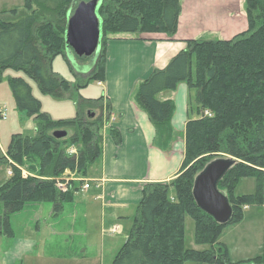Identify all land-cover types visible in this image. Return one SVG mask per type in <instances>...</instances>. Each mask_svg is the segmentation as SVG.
Here are the masks:
<instances>
[{
    "label": "trees",
    "instance_id": "obj_1",
    "mask_svg": "<svg viewBox=\"0 0 264 264\" xmlns=\"http://www.w3.org/2000/svg\"><path fill=\"white\" fill-rule=\"evenodd\" d=\"M73 0H26L23 8L0 11V83L7 69L24 71L44 94L57 98L71 97L93 80L106 77L107 50L110 39L121 33H176L181 14L180 0H103L98 10L101 19V50L94 66L84 70V81L76 84L52 70L59 55L66 56L67 21ZM248 29L231 39L186 41V47L163 69H155L138 87L136 99L149 113L157 127L159 146L168 148L173 139L171 119L173 100L161 101L158 94L174 90L187 82L195 90L199 117L186 124V149L178 176L170 183H148L137 207L131 232L114 257L112 264H185L198 261L230 264L225 245L219 243L225 226L239 222L244 207L262 204L264 177V0H246ZM112 33V34H110ZM96 57V56H95ZM194 61V64H193ZM16 105L27 111L37 123L29 136L14 133L7 147L8 181L0 187V235L13 238L11 216L29 204H53V214L74 200L80 182L69 181V189L58 188L67 171L86 176L88 168L102 156V129L112 114L103 96L92 100L79 95L77 116L54 120L42 111V104L24 76L8 79ZM101 113L95 114L94 103ZM209 110L211 116L203 115ZM107 114H106V112ZM94 113L92 116L91 113ZM66 130L67 136L56 138L53 132ZM69 129L72 135L68 137ZM108 131L117 145L122 135L117 127ZM77 151L70 153L69 149ZM227 155L235 160L233 167L219 181L232 206L233 216L219 224L198 207L193 189L196 176L216 158ZM26 168L31 175L25 176ZM81 176V175H80ZM254 176L260 182L255 194L235 195L238 181ZM82 177L81 179H83ZM171 188L176 200L170 198ZM195 221L199 244L219 243V254L185 247V216ZM264 254L252 261H261ZM251 261V260H250ZM245 262V261H244ZM241 262L240 264L244 263Z\"/></svg>",
    "mask_w": 264,
    "mask_h": 264
},
{
    "label": "crops",
    "instance_id": "obj_2",
    "mask_svg": "<svg viewBox=\"0 0 264 264\" xmlns=\"http://www.w3.org/2000/svg\"><path fill=\"white\" fill-rule=\"evenodd\" d=\"M180 2L181 14L176 33L172 37L162 32L142 33L138 37L119 34L109 43L106 77L98 83L104 91L102 103H110L114 118L107 125L119 128L122 143L116 144L105 125L101 158L89 166L86 176L72 172L80 178L84 177L80 180L89 182L90 188L82 189L80 184L74 200L66 203L57 216L53 214L52 203H46L43 207L40 206L42 204L32 206V221L23 237L15 233L5 254L7 264H25L26 261L29 264H111L131 232L137 207L143 199V186L148 183H170L180 173L186 149V124L191 118L199 117V113L196 117L191 116V101L195 90L187 82H181L176 89L158 94L159 100L171 99L175 104L171 119L173 143L163 148L157 142L155 123L136 99L138 87L155 69L166 67L186 47L187 40L206 36L230 39L248 29L246 0ZM8 70H5L4 79L0 83V108L11 104L6 98H11L13 92L9 85L3 86L5 81L8 82L12 76H20H6ZM2 121L0 157H7L6 151L12 135L22 132L18 121L19 126ZM33 132L35 134L36 128ZM34 134L28 133L29 136ZM10 173L9 167L0 166V187L8 181ZM169 195L172 200H176L174 188H171ZM42 220L51 229V235L60 236L65 241V244L50 250L59 251L60 256H53L43 249L44 256L41 258L39 250L43 244L30 238L33 233L32 223L40 230ZM115 227L118 229L114 230ZM122 234L125 237L122 238ZM80 236L82 242L76 241ZM67 238L72 242L66 243Z\"/></svg>",
    "mask_w": 264,
    "mask_h": 264
},
{
    "label": "rangeland",
    "instance_id": "obj_3",
    "mask_svg": "<svg viewBox=\"0 0 264 264\" xmlns=\"http://www.w3.org/2000/svg\"><path fill=\"white\" fill-rule=\"evenodd\" d=\"M85 1H90V0H85ZM25 4H26V0H0V11L9 10L12 8H23ZM67 28H68V21H67ZM121 34L122 35L120 36H124V37L127 36L129 37V35H131L127 33L126 34L121 33ZM117 35L115 36L119 37V34ZM138 35L139 34H132V36L130 37H138ZM202 39L217 40L220 38H215V36H206L205 38ZM111 41L112 39L108 41L106 45V50L108 49V45ZM96 59L97 56L75 57L74 54H72L71 52H66L65 57L63 55H59L57 58H55V60L52 62V70L58 73L59 75H61L62 77L66 79H70L73 83L76 84L78 81L85 80V75L78 72H81V70H90L94 66ZM8 74L24 76L30 82L33 89V94L38 99H40L42 104V111L49 114L54 120L71 119L76 117L78 110L77 102L79 100V95H81L82 97H91L92 100H96L104 95L103 88L100 86L98 81L93 80L89 83L87 87L74 91L72 98L71 97L57 98L49 94H44L39 88L38 84L34 80H32L28 75H26L24 71H19V70L16 71L10 69L6 72V76ZM5 82L6 84L3 86H8L9 85L8 82L7 81ZM10 96L11 98H6V101H10L11 104L9 105V107H7L8 105L4 106V108L7 107L6 108L7 110L10 109L8 110L10 120L2 121V122H6V123L13 122V124L18 125V123L16 122L18 121L21 125L20 131L23 134L26 135H28V133L29 135L34 134L33 129L36 128L37 126L36 120L32 116H30L27 113V111L25 110L19 111L13 93ZM92 105L94 106L93 111L95 112V114L99 115L100 114L99 104L94 103ZM191 106H192L191 116L194 115L195 117L196 115L198 116V111H197L198 105L196 104L195 101V94L193 97V101H191ZM21 112H23L22 116H21ZM106 126H108V128L110 127L109 125ZM72 133H73L72 129H69L68 137L71 136ZM103 133H104V128L102 129V135ZM172 143H173V139L169 145L171 146ZM72 148H76V147H72ZM69 150L71 151L73 149H69ZM74 151L76 152L77 148ZM222 157L228 158L227 155H223ZM1 165H5L7 168L9 167V164L5 162L0 163V166ZM24 173L27 175H31V173L26 168L23 169V174ZM259 186H260V182L257 178H255L254 176H245L238 181L234 192L235 195L238 196L251 195L256 193ZM219 187L220 189L222 188L224 191H226L225 187L227 188V185L220 184ZM262 187H263L262 204L261 205L249 204L245 206L243 219L239 222L228 224L223 228L220 234L218 242L224 243L225 245L224 247L226 248L228 252V256L230 258V262H231L230 264H240L241 262L244 261L245 262L242 264H255L254 261H252V259L264 254V177H263ZM43 205L44 204L40 206L43 207ZM32 206H38V205L29 204L25 207V209L22 212L11 216V224L17 236L23 237V233L27 232V226L30 224L33 217L34 209L32 208L34 207ZM3 212H4V205L0 204V214H2ZM40 225H41V229H40L41 232L40 230L36 229V224L32 223L33 233L30 235V238L36 242L43 244V247L41 245L40 246L41 250H39L41 252V258L44 256L43 249H45V251H48L50 254L52 253L53 256H60L59 251L51 252L50 250L55 246L65 244V241L61 240L60 236H57L55 234L51 235L50 234L51 229L48 226H46L44 220L41 221ZM121 237L122 238L125 237V234H122ZM13 238H6L0 236V264H7L5 262L6 259L5 254L7 252V249L13 242ZM67 241L68 242L66 243L72 242V240L68 238ZM76 241L82 242V236H80V239H77ZM219 245H220L219 243H214V244L197 243L195 237V221L191 215L187 214L185 216V247L187 249H197L200 251L205 250L206 255L208 254L217 255L219 254L218 253ZM39 260L40 259H38L36 263H38ZM256 262L258 264H264V258L261 261L258 260ZM112 263L113 262H111V264ZM25 264H29V261H26ZM185 264H211V263L187 261L185 262Z\"/></svg>",
    "mask_w": 264,
    "mask_h": 264
},
{
    "label": "water",
    "instance_id": "obj_4",
    "mask_svg": "<svg viewBox=\"0 0 264 264\" xmlns=\"http://www.w3.org/2000/svg\"><path fill=\"white\" fill-rule=\"evenodd\" d=\"M103 0H73L66 33L67 52L77 57H95L101 50V19L98 10ZM94 116V113H91ZM56 138L67 136L66 130L53 132ZM231 157L211 161L196 176L193 194L199 208L219 224H227L233 209L225 193L218 188L219 181L233 167Z\"/></svg>",
    "mask_w": 264,
    "mask_h": 264
},
{
    "label": "built area",
    "instance_id": "obj_5",
    "mask_svg": "<svg viewBox=\"0 0 264 264\" xmlns=\"http://www.w3.org/2000/svg\"><path fill=\"white\" fill-rule=\"evenodd\" d=\"M106 112V111H105ZM106 114H107V112H106ZM108 115V114H107ZM204 115H209V116H211L212 114H211V112L209 111V110H206L205 112H204ZM112 117V118H111ZM8 118H9V114H8V110L6 109V108H0V120H3V121H5V120H8ZM111 119H114L113 118V115L112 114H110V118H109V121L111 120ZM105 120H106V122H108L109 123V121H107V118H105ZM71 149H73V150H69L70 151V153H74L75 151H74V148H71ZM74 151V152H73ZM24 175L25 176H27V174H25L24 173ZM66 176H65V178L64 179H62V180H59L58 181V184H57V186H58V188H60L61 190H64V191H66V190H68L69 189V181H80V177H79V175H74L71 171H67L66 172V174H65ZM90 183L89 182H86V180H83V182H82V186H81V188L82 189H89L90 188ZM118 229V227H115V229L114 230H117Z\"/></svg>",
    "mask_w": 264,
    "mask_h": 264
}]
</instances>
